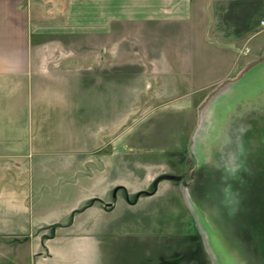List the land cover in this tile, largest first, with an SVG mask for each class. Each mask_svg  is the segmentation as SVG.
<instances>
[{
  "label": "rangeland",
  "instance_id": "1",
  "mask_svg": "<svg viewBox=\"0 0 264 264\" xmlns=\"http://www.w3.org/2000/svg\"><path fill=\"white\" fill-rule=\"evenodd\" d=\"M261 16L255 26L264 32ZM121 31L130 39L112 43L95 91L81 77V104L90 98L96 105L65 117L74 121L64 123L63 138L45 139L61 151L44 156L48 169L38 176L46 207L61 209L90 193L94 200L82 204L85 212L95 208L89 264H264V57L223 75L225 57L197 36L194 76L176 75L183 28ZM40 252L49 264L78 261L62 248Z\"/></svg>",
  "mask_w": 264,
  "mask_h": 264
},
{
  "label": "crops",
  "instance_id": "2",
  "mask_svg": "<svg viewBox=\"0 0 264 264\" xmlns=\"http://www.w3.org/2000/svg\"><path fill=\"white\" fill-rule=\"evenodd\" d=\"M263 14L264 0H0V264H49L40 251L60 248L72 252L76 264H89L95 208L85 212L82 204L93 197L48 209L36 184L48 169L44 156L60 151L48 149L46 137L63 138L64 123L74 121L65 117H78L86 103L96 105L90 98L81 104V77L87 76V91L101 84L95 77L110 67L112 43L130 39L121 28H183L173 73L192 75L198 36L225 57L228 75L264 57V32L255 26ZM186 48L191 54L183 56ZM183 64L189 71L181 70Z\"/></svg>",
  "mask_w": 264,
  "mask_h": 264
},
{
  "label": "bare ground",
  "instance_id": "3",
  "mask_svg": "<svg viewBox=\"0 0 264 264\" xmlns=\"http://www.w3.org/2000/svg\"><path fill=\"white\" fill-rule=\"evenodd\" d=\"M250 80H251V79H250ZM247 87H248V86H247ZM238 94H240V93H238ZM241 94H242V93H241ZM230 95H232V94H230ZM221 101H222V100H221ZM227 102H228V101H227ZM225 103H226V102H225ZM247 115H248V114H247ZM215 121H216V120H215ZM212 130H213V129H212ZM205 137H206V136H205ZM263 139H264V138H263ZM203 140L205 141V138H204ZM203 147H204V145H203ZM260 148H261V147H260ZM260 148H259V149H260ZM260 150H261V149H260ZM258 151H259V150H258ZM215 153H216V151H215ZM211 158H212V157H211ZM213 158H215V157H213ZM254 158H255V157H254ZM260 158H261V157H260ZM260 158H259V159H260ZM256 159H257V158H256ZM256 159H255V160H256ZM252 160H254V159L252 158ZM210 161H211V160H210ZM262 161H263V160H262ZM259 162L261 163V161H259ZM224 163H225V162H224ZM243 163H244V162H243ZM243 163H242V164H243ZM252 163H253V162H252ZM238 164H239V163H238ZM209 165H210V164H209ZM245 165H246V163H245ZM223 166H224V164H223ZM241 166H242V165H241ZM258 166H260V165H258ZM246 167H247V166H246ZM246 167L244 166V168H242V169L244 170ZM256 167H257V166H256ZM223 168H224V167H223ZM229 168H230V167H229ZM240 168H241V167H240ZM240 168H239V169H240ZM258 168H259V167H258ZM250 169H251V168H250ZM212 170H213V169H212ZM220 170H221V169H220ZM223 170H224V169H223ZM243 170H242V171H243ZM248 170H249V169H248ZM248 170H247V171H248ZM214 171H215V170H214ZM262 171H263V170H262ZM216 172H218V171H216ZM254 172H255V171H254ZM232 173H233V172H232ZM247 173H248V172H247ZM215 174L217 175V174H219V173H215ZM230 174H231V172H230ZM240 174H241V173H240ZM244 174H245V173H244ZM219 175H220V174H219ZM234 175H235V174H234ZM248 175H249V174H248ZM221 176H222V175H221ZM235 177H237V176H235ZM224 178H225V177H224ZM231 178H232V177H231ZM239 178H240V177H239ZM210 179H211V177H210ZM235 179H236V178H235ZM237 179H238V178H237ZM212 180H213V178H212ZM226 180H227V179H226ZM238 180H239V179H238ZM238 180H237V181H238ZM227 181H228V180H227ZM244 181H246V180H244ZM225 182H226V181H225ZM229 182H231V181H229ZM229 182H228V183H229ZM218 183H220V182H218ZM228 183H226V184H228ZM231 183H232V182H231ZM233 183H234V182H233ZM229 184H230V183H229ZM232 185H234V184H232ZM235 185H236V184H235ZM236 186H237V185H236ZM236 186H234V189H235ZM239 186H240V185H239ZM247 187H248V186H247ZM236 188H237V187H236ZM237 189H238V188H237ZM229 190H230V189H229ZM222 191H223V190H222ZM238 191H239V190H238ZM220 192H221V191H220ZM232 192L235 193L234 191H232ZM232 192H230V193H232ZM238 193H239V192H238ZM213 195L215 196V193H213ZM230 195H231V194H230ZM233 195H234V194H233ZM205 196H206V195H205ZM223 196H225V195H223ZM228 196H229V194H228ZM210 197H211V196H210ZM237 197H238V196H237ZM208 198H209V197H208ZM219 198H220V197H219ZM219 198H218V199H219ZM224 198H225V197H224ZM232 198H233V197H232ZM200 199H201V198H200ZM205 199H206V198H205ZM226 199H228V198H226ZM213 200H214V199L212 198V201H213ZM241 200H242V199H241ZM215 201H216V198H215ZM215 201H214V202H215ZM217 201H219V200H217ZM222 201H224V200H222ZM228 201H229V200H228ZM228 201H226V202H228ZM234 201H235V200H234ZM199 202H200V201H199ZM219 202H221V201H219ZM229 202H232V201L230 200ZM229 202H228V205L230 204ZM201 204L203 205L204 203H201ZM217 204H218V203H217ZM204 205H205V204H204ZM211 205H213V202H212ZM216 206H217V205H216ZM239 206H240V205H239ZM244 206H246V205H244ZM203 207H204V206H203ZM218 207H219V206H218ZM233 208H235V207H233ZM246 208H247V207H246ZM213 209H214V208H213ZM211 210H212V209H211ZM215 210H216V209H215ZM226 210H227V209H226ZM226 210H225V211H226ZM229 210H230V209H229ZM221 211H222V210H221ZM232 211H233V209H232ZM247 211H248V209H247ZM227 212H228V211H227ZM227 212H226V213H227ZM220 213H221V212H220ZM233 213H234V212H233ZM246 213H247V212H246ZM238 214H239V213H238ZM238 214H237V215H238ZM217 215H219V214H217ZM217 215L215 214V217H216ZM225 215H226V214H225ZM227 215H228V213H227ZM240 215H241V214H240ZM211 216H212V215H211ZM238 216H239V215H238ZM243 216H244V214H243ZM215 217H214V218H215ZM218 217H219V216H218ZM218 217H216V220L218 219ZM228 217H230V216H228ZM228 217H227V219H229ZM241 217H242V216H241ZM245 217H246V214H245ZM214 218H213V216H212V220H213ZM222 218H223V217H222ZM222 218H221V219H222ZM247 218H248V217H247ZM247 218H245V219H247ZM221 219H218V220H220V222H221ZM245 219H244V220H245ZM212 220H211L210 224L212 223ZM224 221H225V220L222 219V222H224ZM226 221H227V220H226ZM232 221H233V220H231L230 222L232 223ZM213 222H214V221H213ZM226 223H228V222H226ZM226 223H225V224H226ZM234 223H235V222H234ZM242 223H243V222H242ZM212 224H213V223H212ZM223 224H224V223H223ZM240 224H241V223H240ZM243 224H244V223H243ZM212 226H213V225H212ZM243 226H244V225H243ZM239 227H240V226H239ZM243 228H244V227H243ZM243 228H242V229H243ZM233 230H235V229H233ZM225 231H226V230H225ZM230 231H231V230H230ZM236 231H237V230H236ZM238 231H240V230H238ZM238 231H237V233H238ZM243 231H244V230H242V232H243ZM234 232H235V231H234ZM240 232H241V231H240ZM222 234H223V233H222ZM235 234H236V233H235Z\"/></svg>",
  "mask_w": 264,
  "mask_h": 264
},
{
  "label": "built area",
  "instance_id": "4",
  "mask_svg": "<svg viewBox=\"0 0 264 264\" xmlns=\"http://www.w3.org/2000/svg\"><path fill=\"white\" fill-rule=\"evenodd\" d=\"M262 24H264V23H262Z\"/></svg>",
  "mask_w": 264,
  "mask_h": 264
}]
</instances>
